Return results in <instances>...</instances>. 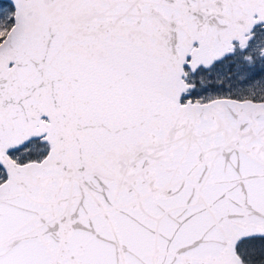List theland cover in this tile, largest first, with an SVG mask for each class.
<instances>
[{
  "label": "snow or ice",
  "instance_id": "snow-or-ice-1",
  "mask_svg": "<svg viewBox=\"0 0 264 264\" xmlns=\"http://www.w3.org/2000/svg\"><path fill=\"white\" fill-rule=\"evenodd\" d=\"M0 264H264V0H0Z\"/></svg>",
  "mask_w": 264,
  "mask_h": 264
}]
</instances>
